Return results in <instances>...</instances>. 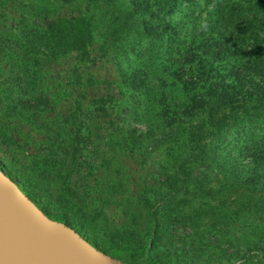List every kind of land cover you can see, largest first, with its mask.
<instances>
[{
	"label": "rangeland",
	"instance_id": "rangeland-1",
	"mask_svg": "<svg viewBox=\"0 0 264 264\" xmlns=\"http://www.w3.org/2000/svg\"><path fill=\"white\" fill-rule=\"evenodd\" d=\"M101 1H52L56 15L90 20L95 58L78 67L62 58L43 78L25 79L27 94L48 91L46 120L13 114L11 127L0 122V167L50 217L73 215L84 236L110 256L135 248L142 250L135 264H264V180H256L261 171L251 166L255 155L264 154V103L249 100L237 112L218 110L214 121L222 115L225 121L209 126V106L198 103L203 90L175 80L192 68L186 59L195 45L228 35V29L234 39V13L245 0H146L148 11L131 28L101 12ZM257 5L264 17V0ZM22 11L4 12L13 32ZM51 19L42 25L49 28ZM143 27L162 33L150 36ZM15 45L24 49L22 41ZM247 57L214 65L236 67ZM7 58H1L0 84L9 81L16 89L22 74H7ZM49 119L67 135L57 134ZM197 130L206 135L199 143L206 159L190 168L193 178L167 189L163 167L172 165L175 147L178 157L190 151ZM70 131L89 135L81 151L82 173H91L87 192L63 185L62 161L49 152L52 140L60 142ZM181 132L184 142L177 145ZM46 159L56 163L41 165Z\"/></svg>",
	"mask_w": 264,
	"mask_h": 264
},
{
	"label": "trees",
	"instance_id": "trees-1",
	"mask_svg": "<svg viewBox=\"0 0 264 264\" xmlns=\"http://www.w3.org/2000/svg\"><path fill=\"white\" fill-rule=\"evenodd\" d=\"M52 1L67 2L69 0H0V64L3 61L1 58L8 55L10 61L7 74L14 75L20 72L22 74H20L22 85L16 89H13L9 81L0 84V104L3 110L0 122L6 128L12 126L13 114L25 116L27 120L33 116L39 117L37 119L41 120L46 112L44 103L48 101V91L40 88L38 93L27 94L24 91V87L27 86V83L24 82L25 79L29 82L34 77L43 78L62 58H70L75 67L90 65L94 61L95 39L90 20L82 16L56 15ZM101 2V12L107 10L104 14L110 13V17L115 16L116 21L123 27L131 28L132 21L136 20L137 15L148 11L146 0H129L128 8L125 10L120 9L123 0H102ZM257 2H262V0H245L241 5L243 9L234 13V39L231 35L232 31L228 29V35L223 36L220 33L212 36L210 41L205 40L201 44L195 45L188 51L187 59L184 58V60H188L192 68L188 67L187 73L180 71L181 74L175 77V80L180 82L184 88L203 90L205 99H200L198 103L200 106H209L207 109L209 126L225 121L224 115L214 121V114L218 110L227 109L228 112L233 110L237 112L240 109H245V102L249 100H254L259 104L264 103V17L258 11L260 7ZM18 6L24 8V11L21 12L24 19L16 21L20 25L15 28L17 32H13L14 27L6 24L9 19L4 12L7 9H18ZM111 8L114 9L112 12H110ZM48 17H52V19L50 27L46 28L42 23ZM142 31L150 36H158L162 33V31L151 27H143ZM21 41L24 43V49L15 45L16 42ZM245 55L248 56L246 60L239 62ZM232 57L234 60H239L236 67L214 65L220 60ZM3 73L4 71H1L0 68V74L4 75ZM5 76L9 80V76ZM83 83L81 84L84 85ZM29 101L35 103V107H31ZM36 105L39 107L36 108ZM48 121L49 125L55 123L54 120L49 119ZM54 130L59 135H67V131L60 132V126L57 123L54 125ZM70 134L67 137L63 136L60 142H57L54 133L55 139L51 142L49 152L54 153L51 157L52 160L62 161V170L60 168L59 170L63 185L70 189L87 192L91 173H82L85 162L81 158V151L83 144L89 139V135L71 131ZM205 136L198 130L191 133L193 140L191 139L189 145L191 146L189 147L190 151L184 156L178 157L180 156L177 152L179 147H175L176 153L171 158L172 165L165 166L162 170L165 171L163 175L167 189L172 190L181 178L183 180L193 178L190 168L206 159L202 156L205 153L204 149L199 146ZM130 138L128 144L134 145L136 138L134 136H130ZM182 139L183 133L181 132L176 137L177 145H179L178 141H182ZM61 142L64 145H61ZM55 153L58 154L57 157ZM255 156L251 166L257 171H261L255 178L262 181V178L264 180V154ZM129 158L135 165L141 164L137 157ZM52 160L46 159L41 165L53 166L56 162ZM250 173L248 172V174ZM10 178L12 177L10 176ZM14 180L19 184V188L26 193L22 184L16 179ZM57 215L58 218L54 217V219L64 222L84 235L83 227L73 215L66 212H57ZM140 254H142V250L130 248L125 249L121 256L112 257L120 259L125 264H135L136 258Z\"/></svg>",
	"mask_w": 264,
	"mask_h": 264
},
{
	"label": "water",
	"instance_id": "water-1",
	"mask_svg": "<svg viewBox=\"0 0 264 264\" xmlns=\"http://www.w3.org/2000/svg\"><path fill=\"white\" fill-rule=\"evenodd\" d=\"M0 264H125L50 217L0 168Z\"/></svg>",
	"mask_w": 264,
	"mask_h": 264
}]
</instances>
